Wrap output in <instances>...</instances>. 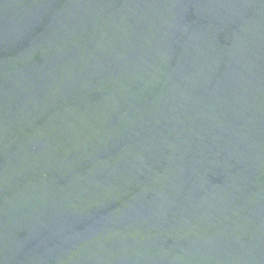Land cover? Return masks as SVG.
<instances>
[{
    "label": "water",
    "instance_id": "1",
    "mask_svg": "<svg viewBox=\"0 0 264 264\" xmlns=\"http://www.w3.org/2000/svg\"><path fill=\"white\" fill-rule=\"evenodd\" d=\"M0 264H264V0H0Z\"/></svg>",
    "mask_w": 264,
    "mask_h": 264
}]
</instances>
